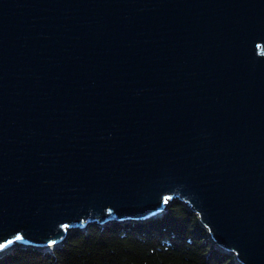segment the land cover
I'll return each instance as SVG.
<instances>
[{
    "label": "water",
    "instance_id": "1",
    "mask_svg": "<svg viewBox=\"0 0 264 264\" xmlns=\"http://www.w3.org/2000/svg\"><path fill=\"white\" fill-rule=\"evenodd\" d=\"M174 201L264 264V0H0V259Z\"/></svg>",
    "mask_w": 264,
    "mask_h": 264
},
{
    "label": "trees",
    "instance_id": "2",
    "mask_svg": "<svg viewBox=\"0 0 264 264\" xmlns=\"http://www.w3.org/2000/svg\"><path fill=\"white\" fill-rule=\"evenodd\" d=\"M208 253L184 205L172 202L164 216L147 224L89 226L72 233L51 253L15 249L0 264H225Z\"/></svg>",
    "mask_w": 264,
    "mask_h": 264
}]
</instances>
